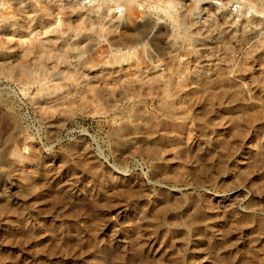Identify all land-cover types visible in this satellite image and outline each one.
I'll return each instance as SVG.
<instances>
[{"label":"rangeland","instance_id":"1","mask_svg":"<svg viewBox=\"0 0 264 264\" xmlns=\"http://www.w3.org/2000/svg\"><path fill=\"white\" fill-rule=\"evenodd\" d=\"M213 1L0 0V264H264V0Z\"/></svg>","mask_w":264,"mask_h":264},{"label":"built area","instance_id":"2","mask_svg":"<svg viewBox=\"0 0 264 264\" xmlns=\"http://www.w3.org/2000/svg\"><path fill=\"white\" fill-rule=\"evenodd\" d=\"M82 5H88L91 1L90 0H74ZM224 0H214L213 3L217 7H221L224 5ZM228 7L231 11L235 12L238 10V3L237 2H229Z\"/></svg>","mask_w":264,"mask_h":264},{"label":"bare ground","instance_id":"3","mask_svg":"<svg viewBox=\"0 0 264 264\" xmlns=\"http://www.w3.org/2000/svg\"><path fill=\"white\" fill-rule=\"evenodd\" d=\"M91 1V0H90ZM99 15V13L97 14V16ZM22 68V67H21ZM23 76H29V72L27 70H25V68L21 71V73ZM31 75V74H30ZM27 81V80H26ZM30 81V80H29Z\"/></svg>","mask_w":264,"mask_h":264}]
</instances>
